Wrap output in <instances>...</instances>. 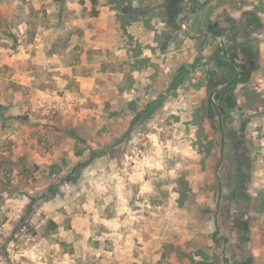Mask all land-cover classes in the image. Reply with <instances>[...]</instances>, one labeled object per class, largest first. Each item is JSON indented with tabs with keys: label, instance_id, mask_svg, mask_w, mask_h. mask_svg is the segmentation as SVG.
Listing matches in <instances>:
<instances>
[{
	"label": "rangeland",
	"instance_id": "374dc122",
	"mask_svg": "<svg viewBox=\"0 0 264 264\" xmlns=\"http://www.w3.org/2000/svg\"><path fill=\"white\" fill-rule=\"evenodd\" d=\"M73 1L0 0V264H264V0H139L158 56L90 97Z\"/></svg>",
	"mask_w": 264,
	"mask_h": 264
},
{
	"label": "crops",
	"instance_id": "0c3cea01",
	"mask_svg": "<svg viewBox=\"0 0 264 264\" xmlns=\"http://www.w3.org/2000/svg\"><path fill=\"white\" fill-rule=\"evenodd\" d=\"M92 0H85V8L87 12L82 13L83 9H79V3H67L71 12L73 13L75 24H80L82 28L81 34V46L85 48L86 57L97 54L101 57L99 60H87L83 62V65L87 67L91 73L80 74L77 76L78 80L82 83L85 96H91V93H95L98 89L100 93L104 95L108 94V91H112L115 94L131 93L136 91L135 83L129 81L131 73H145V68L148 65L146 60L150 59L152 62L158 53L155 50L154 44L151 47H146V41L144 40L148 34L154 36V32L146 28V23L141 22L147 16L143 11H136L139 0H133L131 2H124V0H96L94 3ZM129 9V13L126 12ZM151 23L150 25H152ZM186 27V25H183ZM188 28L186 27V30ZM150 31V32H149ZM182 33L184 32L181 30ZM205 34V33H204ZM202 35L203 38L208 36ZM185 40H190L191 43L196 44L201 40L199 37H189L187 35L182 36ZM145 41V42H144ZM140 51H136V48ZM164 48V52L166 47ZM90 52V53H89ZM90 54V55H88ZM115 55L113 61L112 56ZM115 66L110 71L107 68L113 65ZM120 66V67H119ZM124 66V69L122 68ZM133 66L136 72H132ZM118 67V68H116ZM148 74V73H147ZM113 76L116 80L114 83L106 82L105 76ZM105 78V79H104ZM103 79V80H102ZM134 85V87H133ZM122 94V95H123ZM131 103V102H130Z\"/></svg>",
	"mask_w": 264,
	"mask_h": 264
},
{
	"label": "trees",
	"instance_id": "16d2710c",
	"mask_svg": "<svg viewBox=\"0 0 264 264\" xmlns=\"http://www.w3.org/2000/svg\"><path fill=\"white\" fill-rule=\"evenodd\" d=\"M165 1L167 2V5L165 6L166 18L168 20L167 23L169 24V26H171L177 21L178 16L180 14H183L182 4H184L185 0H165ZM192 8H194V6ZM184 11L186 13V10H184ZM191 12H195V10L191 11ZM248 15L251 18V23L256 24L258 26V27H256L257 28L256 32H260L262 30V27L260 26V22H261L260 20L261 19H260L259 13L256 12V11H251V12L248 13ZM186 18H187V16H185V17H183L181 19L183 24H184ZM214 24H216V25H214ZM224 24L226 26H224ZM224 24L222 22H219L218 19L214 20V18H213V31L209 30L208 33L213 35V36L222 37L224 39L225 36H226L225 33H229L230 32L228 30V26H227V24H229V23L227 22V24L226 23H224ZM180 29H181V27H180ZM218 50H219V52L216 53L215 58L217 60H223V57L225 56L224 55V51L225 50H224V48H220ZM231 59H234V62L239 64L238 61L236 60L237 58H235L234 56ZM229 65H230L229 68L231 70V73L233 72V74H234L233 81H236L237 80V76H238L237 65L235 63H230ZM176 78L177 77L175 76V78H173V80H175ZM175 82H176V80H175Z\"/></svg>",
	"mask_w": 264,
	"mask_h": 264
}]
</instances>
